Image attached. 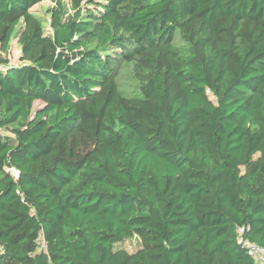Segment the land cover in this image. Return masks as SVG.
I'll return each instance as SVG.
<instances>
[{
	"label": "trees",
	"instance_id": "trees-1",
	"mask_svg": "<svg viewBox=\"0 0 264 264\" xmlns=\"http://www.w3.org/2000/svg\"><path fill=\"white\" fill-rule=\"evenodd\" d=\"M42 1L0 0V264H256L264 0Z\"/></svg>",
	"mask_w": 264,
	"mask_h": 264
},
{
	"label": "rangeland",
	"instance_id": "rangeland-1",
	"mask_svg": "<svg viewBox=\"0 0 264 264\" xmlns=\"http://www.w3.org/2000/svg\"><path fill=\"white\" fill-rule=\"evenodd\" d=\"M66 1L68 2L69 0ZM54 4H55V0H44L40 3L35 4L32 9L40 13L44 17H48L45 10L46 8ZM47 29L48 31H51L50 26H48ZM20 54H21V47L18 42V37L13 36L11 40L10 54L8 55V57L12 63H17L20 61ZM125 246H127L130 249H134V243L132 241L126 242Z\"/></svg>",
	"mask_w": 264,
	"mask_h": 264
},
{
	"label": "built area",
	"instance_id": "built-area-1",
	"mask_svg": "<svg viewBox=\"0 0 264 264\" xmlns=\"http://www.w3.org/2000/svg\"><path fill=\"white\" fill-rule=\"evenodd\" d=\"M238 230L240 233L239 241L249 250V253L255 260L256 264H264V246L245 238L243 236L245 227H240Z\"/></svg>",
	"mask_w": 264,
	"mask_h": 264
}]
</instances>
